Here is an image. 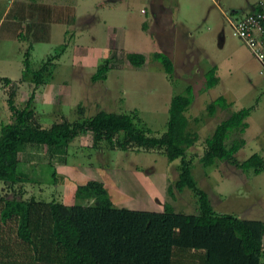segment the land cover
Listing matches in <instances>:
<instances>
[{
    "label": "rangeland",
    "instance_id": "obj_1",
    "mask_svg": "<svg viewBox=\"0 0 264 264\" xmlns=\"http://www.w3.org/2000/svg\"><path fill=\"white\" fill-rule=\"evenodd\" d=\"M44 1L55 4V16L60 21L49 25L48 40L34 42L30 58L32 68H38L42 60L59 51L62 45L66 47L53 73L37 91L34 108L38 121L50 126L56 121L91 116L101 109L137 110L140 124L160 135L167 129L172 96L192 84L194 101L188 115L190 128L199 133L198 141L189 151V156L193 157V175L217 211L247 217L239 213L242 211L239 206L242 198L248 196L249 188H258L251 187L252 179L244 184V177L232 176L227 170L234 166L227 162L205 168L199 157L205 148V138L228 113L219 109L213 116L208 115L207 104L221 94L236 99L233 109L249 105L262 95L261 108L256 113L261 118L253 120V128L261 132L259 138L264 142V130L260 127L264 123V81L258 72V63L245 44L233 35L219 9L227 12L240 7L246 12L250 2L258 6L260 0H177L176 16L191 23L184 29L185 33H180L178 27L170 31L167 17L164 19L166 30L159 23L153 25L156 18L153 10L159 9L154 5L152 10L155 0ZM162 1L174 4V0ZM15 7L13 0H0V75L15 81L16 103L22 107L32 83L31 73L21 80L29 42L18 37V32L26 29L25 24L11 22L7 15ZM164 12L166 14L168 10ZM157 50L173 59L175 73L172 80L154 58ZM230 51L244 59L246 68L236 70L228 78L224 75L223 82L204 90V69L210 68L215 61H222ZM130 52L144 53L146 62L133 65L128 58ZM106 57H110L107 78L93 80L92 75ZM8 88L0 80V123L12 118L7 103ZM196 117H199L197 121ZM254 150V143H250L236 157L245 159ZM178 162L169 161L163 148L159 147H133L130 150L93 147L90 132L74 139L65 153H51L46 145L28 144L20 153L23 196L57 199L69 204H93L104 196L85 186L90 184L103 188L119 206L162 211L170 204L177 211L196 213V193L189 188L180 192L174 187ZM54 170L58 173L56 180ZM261 186V190L256 189V196L263 195L264 183ZM1 193L14 195L3 180H0ZM254 212L257 213L254 215L264 216V205Z\"/></svg>",
    "mask_w": 264,
    "mask_h": 264
},
{
    "label": "trees",
    "instance_id": "obj_2",
    "mask_svg": "<svg viewBox=\"0 0 264 264\" xmlns=\"http://www.w3.org/2000/svg\"><path fill=\"white\" fill-rule=\"evenodd\" d=\"M13 3L16 7L7 15L11 22L25 24L26 29L20 30L18 37L29 42L21 80L31 73L32 89L19 107L15 81L0 75L9 86L7 103L12 115L10 121L0 123V180L14 191L13 196L0 194V264H264V220L217 211L193 175L189 151L199 139V133L190 128L188 115L194 101L193 85L172 96L167 129L160 135L140 124L137 110L101 109L91 116L44 126L36 118V94L53 73L66 46L47 56L36 69L31 66V50L35 41L49 39V25L60 18L55 16V4L38 0ZM128 58L135 66L147 60L141 52H130ZM154 58L172 80L173 59L163 51H156ZM109 70L110 57H106L92 79H106ZM216 71V65L206 71L204 89L217 85ZM231 107L232 102L222 94L207 104L208 115L213 116L219 109L227 110L228 115L205 138L199 161L205 168L228 162L260 172L264 170L261 154L253 153L242 161L236 157L246 143L242 134L253 106L237 110ZM87 132L92 134L93 147L100 149L163 148L169 161H179L174 187L180 192L189 188L196 193L198 212L177 211L170 204L162 211L119 206L103 188L90 184L85 186L104 196L93 204L24 197L20 153L26 145H46L51 153H65L74 139ZM57 174L54 170L55 180Z\"/></svg>",
    "mask_w": 264,
    "mask_h": 264
},
{
    "label": "crops",
    "instance_id": "obj_3",
    "mask_svg": "<svg viewBox=\"0 0 264 264\" xmlns=\"http://www.w3.org/2000/svg\"><path fill=\"white\" fill-rule=\"evenodd\" d=\"M28 1H30V0H24V2H28ZM11 2L12 1H10V4H8V6L11 5ZM39 2L53 4V2H47V1H44V0H41ZM154 5L158 6L159 9L157 11L153 10L154 9L153 8ZM254 6L255 5H253V3L250 2L249 3V9H247L246 12L250 11V10H253ZM177 7H179V3H178L177 0H174V4L173 3H168L167 4V3L163 2L162 0H155L152 3L153 16L155 17V15H156V18L154 20L155 24L153 23V25H156V23H159L160 25L163 26L164 30H166L165 29L166 28L165 27L166 26V22H165L164 19L168 18L169 22L168 21L167 22H168V27H169L170 31H173V28L178 27L180 33H185L184 29L189 28L191 23L188 20H186V19L180 20L179 17L176 16L175 9ZM219 9H220L221 14L224 15L225 11H222L221 7ZM231 9L234 10V11H238L240 9L244 10V8H240V7H233ZM165 10H168V13H166L167 15L164 12ZM159 12H161V14H158ZM242 12H245V10L242 11ZM224 17H225V15H224ZM150 19H146V20H150ZM152 20H153V18H152ZM186 32H188V31H186ZM188 38H189V36H188ZM178 39H180V38H178ZM157 51H162V50H157ZM213 65H216V67H217L216 74L219 77V82L217 84H220L221 82L224 81V77H223L224 75L227 76V78H228L230 75H233L234 72H237L238 70H242L243 71L246 68V62L244 61V59L241 56H237L232 51H230V53L228 55H226L225 58L222 59V61H215V63L210 65V67L213 66ZM208 69L209 68H206V70L204 69V72H203L205 80H206L205 74H206V71ZM258 72H259V64H258ZM204 90H206V89H204ZM222 95H224V94H222ZM225 96L227 97V99L229 101L232 102V107L231 108L233 109V107L235 105V102H236L235 101L236 99L230 98V97H228V95H225ZM261 96H258L259 99H256L253 103H250L249 105H243L241 107L233 109V110H237V109H240L242 107L253 106L250 115L246 119V121L248 123V126L245 129L244 133L242 134L244 136V138H245L246 143H245V145L243 147H241V149H239V151L236 154H238L241 150H243L250 143H254L255 150L252 151V153L250 155H252L253 153H259V154H261L264 157V142L261 141L260 138H259L262 134L259 131H254V128H253V123H254L253 120L256 121L257 119L261 118L260 114H258L256 116V113L258 111H260V108H261V104H262V100L260 99ZM226 113H227V111H226ZM263 114H264V112H263ZM227 115H228V113H227ZM260 127H261V130L262 129L264 130V123L261 124ZM250 155H248L246 158H248ZM242 160H244V159H242ZM228 164L232 165L230 163H228ZM232 166H234V165H232ZM227 172L232 174V176H235V174H236L239 179H240V176L244 177V179L246 180V181L244 180L245 182L243 181L244 184L248 183L252 179V181H251L252 186L251 187H258V188H249L248 196H245V197L242 198V203H250V204L249 205H244V204L241 203L240 204L241 206H239V209H242V211L239 212V213L242 214V216H247V217H243V218L264 220V216L254 215V214H257L255 212L252 213L253 210H257V211L261 210L263 205H264V190H263V195L262 196H256V194H258V190H261L260 188H262L261 184L264 183V170H262L260 172H255L252 169L245 170V169L238 168V167L234 166V168H231V169L227 170ZM256 189H258V190H256ZM238 216H240V215H238ZM262 261L264 263V256L262 258Z\"/></svg>",
    "mask_w": 264,
    "mask_h": 264
},
{
    "label": "built area",
    "instance_id": "obj_4",
    "mask_svg": "<svg viewBox=\"0 0 264 264\" xmlns=\"http://www.w3.org/2000/svg\"><path fill=\"white\" fill-rule=\"evenodd\" d=\"M257 9L247 12L224 13L233 35L249 49L259 64V74L264 81V1H259Z\"/></svg>",
    "mask_w": 264,
    "mask_h": 264
}]
</instances>
